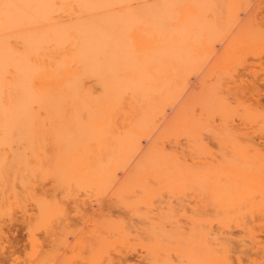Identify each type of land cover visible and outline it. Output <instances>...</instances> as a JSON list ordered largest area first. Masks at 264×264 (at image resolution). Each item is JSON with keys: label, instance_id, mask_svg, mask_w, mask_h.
I'll list each match as a JSON object with an SVG mask.
<instances>
[{"label": "bare ground", "instance_id": "bare-ground-1", "mask_svg": "<svg viewBox=\"0 0 264 264\" xmlns=\"http://www.w3.org/2000/svg\"><path fill=\"white\" fill-rule=\"evenodd\" d=\"M263 57L264 0H0L8 264H264Z\"/></svg>", "mask_w": 264, "mask_h": 264}, {"label": "rangeland", "instance_id": "rangeland-1", "mask_svg": "<svg viewBox=\"0 0 264 264\" xmlns=\"http://www.w3.org/2000/svg\"><path fill=\"white\" fill-rule=\"evenodd\" d=\"M259 100H261L262 103H264L263 94L259 95ZM7 234H8L7 235L8 238L5 241L6 243L4 242V247L0 252V261H2L5 264H8V262L6 261L8 254H10L11 252H13L14 254L21 253L26 244V230L24 229L20 221L19 222L15 221L12 223V225L9 224V229L7 230Z\"/></svg>", "mask_w": 264, "mask_h": 264}]
</instances>
